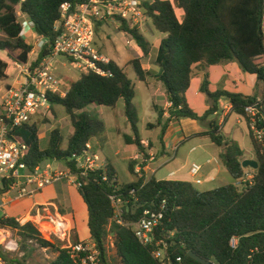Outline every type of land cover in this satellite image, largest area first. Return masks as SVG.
I'll return each instance as SVG.
<instances>
[{
  "label": "trees",
  "instance_id": "16d2710c",
  "mask_svg": "<svg viewBox=\"0 0 264 264\" xmlns=\"http://www.w3.org/2000/svg\"><path fill=\"white\" fill-rule=\"evenodd\" d=\"M84 1L87 0H0V51L14 62L28 63L33 45L21 34L22 23L17 6L34 22L38 34L53 41L57 36L54 28L61 18V6L65 2L75 6ZM143 4L154 27L166 34L158 48L156 62L160 72L155 77L165 86L171 103L168 122L182 117L205 122L210 115L218 112L219 100L227 97L231 101L232 112L243 117L248 125L259 167L253 170L254 184L242 190L234 183L198 190L193 182L187 180L157 179L155 176L147 179L144 169L139 176L134 159L129 162V170L137 179L124 183L119 180L116 167L109 163L108 181L102 179L103 172H90L87 178H82L84 185L78 188L88 207L91 237L104 258L106 238L114 233L122 264H162L153 255L155 247L142 244L131 227L111 222L115 208L110 194L113 188L119 187L120 195L126 201L124 217L128 221L138 220L146 208L159 209L161 202L166 200L165 219L157 230V236L165 237L169 242V264H181L177 257H182L184 263L202 264L191 258L189 251L214 264H264V156L254 140L249 127L251 116L246 111L247 106H256L260 124L264 126V98L221 88L212 92L208 72L201 87L210 98L208 110L198 114L190 107L186 97L196 68L206 71L210 66L224 62L238 61L246 73L255 74L264 81V0H145ZM176 8L183 11L182 20ZM120 29L136 41L141 58L150 55V42L139 28L130 27L124 22L120 24ZM141 58L129 61V65L133 66L139 80L146 81L149 72ZM103 66L112 72L111 76L92 71L83 73L72 82L65 96L50 94L52 112L56 105L63 106L73 126V134L65 148L60 127L50 131L45 148L41 147L36 123L18 129V134L28 145L23 161L30 169L33 170L46 159H54L64 160L75 170L73 155L87 150L91 140L102 135L106 127L103 120L84 109L93 103L114 108L121 99L124 100V113L132 129L131 135H124L125 141L136 145L146 159L150 157L140 135V116L134 102L136 89L132 79L126 68L114 60ZM8 68V61L0 57V79L8 77ZM168 122L162 127V135ZM155 126L157 124L148 125L149 128ZM194 136H208L215 144L225 146L220 156L229 173L235 179L246 176L247 168L242 166L245 160L243 149L237 142L221 135L218 119L209 122L208 131ZM147 162L141 163L143 168ZM11 185L12 181L3 179L0 182V196L10 191ZM0 226L16 229L22 241L34 242L57 252L49 264H75L69 249L61 241H57L56 245L53 240L46 239L34 222L22 224L14 217L2 216ZM171 231L175 232L173 237H169ZM233 236L239 238L236 248L230 244ZM0 258L12 264H25L18 259H7L1 251Z\"/></svg>",
  "mask_w": 264,
  "mask_h": 264
},
{
  "label": "built area",
  "instance_id": "2783aa9c",
  "mask_svg": "<svg viewBox=\"0 0 264 264\" xmlns=\"http://www.w3.org/2000/svg\"><path fill=\"white\" fill-rule=\"evenodd\" d=\"M143 1L145 0H87L77 5L65 2L61 6V18L55 23L54 31L57 36L53 41L45 35L37 33L34 22L28 17H21V34L26 38L32 37L33 45L28 63H17L21 69V82L7 89L3 97V111L0 113V182L3 179L12 181L11 190L17 192L18 198L34 196L43 187L67 180L77 188L84 185L82 178H87L90 172H103L102 179L108 181L109 162L101 152L92 150L91 146L81 154H74L75 170L67 165L66 170H53L41 165L33 170L23 161V156L28 150L25 140L18 134V129L26 124H32L36 116H48L52 113L50 94L66 95L60 77L54 69V59L58 56H66L70 61L78 65L83 73L90 71L103 76H111L112 72L103 65L112 59L103 53L97 46L96 35L98 24L115 21L119 25L126 22L130 27L142 29L148 17ZM20 15V13H18ZM26 38V39H27ZM128 44L132 40H128ZM247 113L251 116L250 130L254 140L260 146V153L264 156V126L260 124L258 109L256 106H247ZM20 138L21 140H17ZM154 155L146 159L142 154L137 156L140 163L136 166L139 176L144 169L141 165L144 161H152ZM202 165L195 162L191 166L190 173L193 182H203L200 174ZM247 185L255 182L254 172H248L241 178ZM240 179V180H241ZM134 192V191H132ZM110 199L115 208V215L111 222L131 227L139 241L147 246H154L153 255L162 264H169L171 256L168 253L169 242L165 237L157 236V230L163 225L166 200H163L159 209L146 208L136 221L125 219L126 201L120 195V188H113ZM47 211V208L37 207L35 213L29 218ZM43 215V214H42ZM52 225L50 235L56 237L69 249V254L75 264H111L104 258L101 249L93 240H80L69 243L71 223L60 214L48 217ZM25 224V218L18 220ZM173 231L169 237L174 236ZM239 238L233 236L230 244L236 248ZM18 243L9 247L16 250ZM177 261L184 263L182 257Z\"/></svg>",
  "mask_w": 264,
  "mask_h": 264
},
{
  "label": "rangeland",
  "instance_id": "374dc122",
  "mask_svg": "<svg viewBox=\"0 0 264 264\" xmlns=\"http://www.w3.org/2000/svg\"><path fill=\"white\" fill-rule=\"evenodd\" d=\"M147 1V0H146ZM153 1V0H149ZM178 10V17L180 20L183 19L184 13L182 10ZM21 19V17H19ZM145 25L142 29H139L141 33L149 40L151 45V53L146 58H141L142 53L137 46L136 41L133 37L122 31L120 29V25L115 21H108L106 23H102L97 27V35H96V43L98 48L105 54H107L112 60L118 61L122 65L126 63V70L132 79L135 89H136V97H135V105L139 110L140 116V131L141 134L145 137H151L156 141V146L159 147V140L162 137V126L156 129H148L146 127V123L148 120L156 122L158 118V114H151L148 111V93L146 91V87L144 83L138 79L137 74L132 65H129V61H132L136 58H141L142 61H147L150 63L156 61L159 44L161 42V36L164 37L165 34L158 31L149 16L145 21ZM0 34L2 32L0 31ZM29 41H33L32 37H28ZM128 40H132L131 44H128ZM54 69L57 75L60 77L65 88H68L72 82L78 79L82 75V71L78 68V65L70 61L66 56H58L54 59ZM18 70L15 66L11 65L9 68L10 76L7 79H0V95L3 94L6 89V83L8 81H12L13 78L18 76ZM147 70V69H146ZM149 75L155 74L154 69L147 70ZM203 83V82H202ZM200 87L197 88V83L194 82L192 84V88L189 92V100L197 108H194L190 105V107L196 111L198 114H203L206 110H208L210 106V98L209 96L202 91L200 92ZM188 93V92H187ZM186 93V97H188ZM188 100V99H187ZM207 104V105H206ZM104 105H99L97 103H93L87 106L84 111L89 114L96 116L105 122V132L97 136L96 139L100 142L96 144L94 142V138L91 140V148L92 150L103 152V150L107 151V154L111 152V154H115L117 151L119 153L126 150L125 148V138L124 135L128 133L125 130V127H130L129 122L125 115H118L116 119H113L114 125L111 126V121L109 119V115L105 112ZM55 110L58 116H56L55 112H52L48 116L42 117V122H39V130H40V140L41 146L44 147L47 144L48 140V128L50 127H61L64 134L63 146H66L68 143V139L72 136L73 127L70 120L69 114L66 112L65 108L61 105H56ZM112 111L114 114H117L119 108L112 107ZM40 116V115H39ZM39 120L41 118H38ZM213 119H218L216 115L209 116V122ZM163 125L165 124L164 118H162ZM43 123V124H42ZM200 124L204 125L206 122H200ZM207 125H209L207 123ZM221 135L225 136L229 140H233L237 142L241 148H243L244 159H253L257 160L256 151L253 146L251 137L249 135V129L247 123L244 119H239V116L235 113L230 114L227 117V122L223 125L221 130ZM236 140L234 139V137ZM208 140L203 138H196L191 142L185 141L180 143L182 146L180 150V154H183V151H189L192 147L196 146L198 151L195 152L191 159H195L197 163L203 164L206 160V157H211L213 150L209 146L204 145ZM109 142V147L107 148L105 145ZM203 154V157L196 156V154ZM140 161V160H139ZM46 167H52L53 170H66V162L64 160H54V159H46L45 161ZM130 162V161H129ZM129 162L126 160L119 161V176L120 179L128 182L134 178V175L129 170ZM216 164H205L203 165V169L201 174L203 175V184H196V188L198 190H206L212 189L219 186H223L229 183H234L238 185L239 189H244L246 187V182L244 180L235 179L228 170H224V172L217 173V169L214 167ZM254 169L251 167L247 168V172H254ZM210 174V175H208ZM212 175H216V180L212 181L210 178ZM158 177H164L165 172L162 171L158 173ZM70 183L67 180H64ZM72 188H68L60 195H57V192L53 193V198L56 206L59 208V211L65 214L68 218H71L72 225L69 236V243L74 242L78 239L76 237L79 232L87 239L88 237V208L86 203L82 200V197L76 188V186L70 183ZM12 194V193H11ZM50 227V226H49ZM40 229V228H39ZM41 231V230H40ZM42 234L46 239H51L58 245V240L56 237L49 234V232H43ZM9 240L16 241L18 243V247L16 250H10L7 247V243ZM0 251L7 257V259H18L23 261L25 264H49L56 256L57 252L42 248L38 244L34 242H25L22 241L21 237L18 235V232L14 228L10 227H2L0 226ZM106 258L109 260L111 264H122L120 257L117 254V249L115 246V235L111 233L106 238ZM0 264H12L9 261H5L0 258ZM20 264V263H14Z\"/></svg>",
  "mask_w": 264,
  "mask_h": 264
},
{
  "label": "crops",
  "instance_id": "0c3cea01",
  "mask_svg": "<svg viewBox=\"0 0 264 264\" xmlns=\"http://www.w3.org/2000/svg\"><path fill=\"white\" fill-rule=\"evenodd\" d=\"M172 2L174 0H171ZM18 13H20L19 17H27L20 11V6H17ZM179 8H176V12L178 13ZM178 15V14H177ZM166 36V34H165ZM164 36V37H165ZM161 36V40L164 38ZM27 38V37H26ZM29 41V39L27 38ZM32 42V41H29ZM160 45V44H159ZM0 57L3 58L4 60L8 61L9 63V68L11 65L15 66L16 69L18 70V76L13 78L12 81H8L6 83V89L4 90L3 94L0 95V113L3 111V97L6 95V91L8 88L14 85H18L21 82V69L18 66V64L12 60H10L5 53L0 51ZM121 67H125V65H122L118 61H116ZM143 66L147 70L154 69L156 73L160 72V66L157 64L156 61L147 63V61H142ZM9 68L7 71L8 77L10 76ZM126 68V67H125ZM208 72L209 75V89L212 92L217 91L218 89H226L232 92H238V93H243L245 95H250V96H257L258 99L264 98V81L259 79L257 75L255 74H249L246 73L240 63L238 61H229V62H224L216 65L210 66L206 71L200 70L198 68L195 69V75L191 81V85L189 90L187 91V95L189 94L192 84L194 82L197 83V88L200 87L202 84L205 73ZM155 73V74H156ZM83 74V73H82ZM155 74L149 75L147 77L146 81H142L144 83V86L146 87V91L148 93V111H150L151 114L155 115L158 114V118L156 119V122L148 120L146 123V127L148 129H156L157 127L160 128L161 126L163 127V122L162 118L166 122H168L170 113L168 111L169 107L171 106V103L169 102L167 95H166V89L163 83L155 77ZM81 77V76H80ZM79 77V78H80ZM6 78V79H7ZM78 78V79H79ZM76 79V80H78ZM74 80V81H76ZM73 81V82H74ZM64 86V85H63ZM65 88V86H64ZM69 88V87H68ZM68 88H65L66 90ZM201 92V88H200ZM190 105L194 108V110H197L195 106L191 103L189 100V95L187 97ZM207 105V104H206ZM105 112L107 115H109V119L111 121V126L114 125L113 119H116L118 115H125L124 113V100L121 99L119 100L117 104V108H119V111L117 114H114L112 111V107L110 106H105ZM207 107H209L207 105ZM54 112L56 113V110L54 108ZM232 104L229 98L223 97L219 100V110L215 114L218 117L219 124H221V130L223 125L227 122V117L232 114ZM140 114V113H139ZM236 114V113H235ZM238 115V114H237ZM239 119H244L240 115ZM159 117L161 122L159 123ZM38 118H41L40 120ZM42 122V117L41 116H36L33 120V123H36L38 127V123ZM206 124L205 126L200 124L199 121L194 120L189 117H182L180 119L173 118L168 122L166 132L162 135V137L159 140L160 146H156V141L153 140L151 137H145L141 134L142 137V142L144 143L145 147L148 148V152L151 155L155 156V159L152 161H148L146 166L144 167V174L147 179H149L151 176H155L157 179H174V180H187V181H192L193 177L190 173L191 166L193 163L196 162L195 159H191L193 157L192 154L198 151V148L196 146L192 147L189 151L186 150L183 151V154H180V150L182 146H180V143H183L185 141L191 142L192 140L196 138H203L205 140H208L204 145L209 146L212 148L213 153L211 157H206L205 161L203 164L199 163L202 165L205 164H212L215 163L216 165L214 166L217 169V174L224 172V170H227L225 167L220 154L224 151L225 146H219L215 144L208 136H194L197 133L200 132H205L209 130V120L205 121ZM246 122V121H245ZM152 124H157V126L153 128H149L148 125ZM43 124V123H42ZM164 124V125H165ZM248 126V125H247ZM73 127V126H72ZM54 128V127H53ZM52 127L48 128V140L47 144L49 142V134L50 131L53 129ZM61 128V127H60ZM62 129V128H61ZM140 129V126H139ZM249 129V128H248ZM125 130L128 132L126 134H132V129L131 126L125 127ZM73 134V133H72ZM250 135V133H249ZM40 130H39V138H40ZM97 137V136H96ZM94 137V142L96 144H99L100 142L98 139ZM234 139L236 140L235 136H233ZM253 143V142H252ZM41 144V140H40ZM46 146L42 147L45 148ZM67 146V145H66ZM66 146H63L64 148ZM91 146V144H90ZM107 148L109 147V142L106 143L105 145ZM254 146V145H253ZM125 148L123 152L119 153L118 151L115 154H111L109 152L107 154V151L103 150L102 155L107 159L109 163H112L117 170L119 180L124 183H130L133 182L137 179V177L134 175V178L128 182H125L120 179L119 176V161L121 160H126L130 161L131 159H134L137 161V164L140 163L139 160H137V156L141 155L139 148L134 145V144H127L125 143ZM243 149V148H242ZM196 156L203 157V154H196ZM43 166H45V162L42 163ZM137 166V165H136ZM52 168V167H50ZM162 171L165 172L164 177H158V173H161ZM202 172V171H201ZM229 172V171H228ZM210 175V174H208ZM216 175L211 176V180L214 181L216 180ZM202 180H203V175L200 174ZM204 183V180L201 184ZM73 185L66 181H60L57 182L53 185H48L43 187L40 191H38L34 196L31 197H21L18 198L17 192L16 191H9L8 193L0 196V217L6 216V217H14L17 220H20L22 218H25L27 221H32L35 223V225L40 228L41 231L44 232V227L46 226H51L50 220L48 217L50 215L54 214H60L61 216L65 217L72 225L71 218H68L65 214L61 213L59 211V208L56 206L54 199L53 198V193L57 192V195L62 194L67 187L72 188ZM77 188V187H76ZM78 189V188H77ZM213 189V188H212ZM209 190V189H206ZM12 193V194H11ZM81 195V194H80ZM82 197V195H81ZM82 200L84 201L83 197ZM85 202V201H84ZM87 205V204H86ZM37 207L39 208H47V211L40 213L34 217V219H30L29 216L31 213H35ZM88 208V207H87ZM43 214V215H42ZM89 228V227H88ZM52 229V228H51ZM45 231L46 233L49 232L50 230ZM78 237L79 240H90L92 239L90 231H88V237L87 239H84V237L79 234L76 236ZM14 242L13 240H9L7 245L10 242Z\"/></svg>",
  "mask_w": 264,
  "mask_h": 264
},
{
  "label": "water",
  "instance_id": "95a60500",
  "mask_svg": "<svg viewBox=\"0 0 264 264\" xmlns=\"http://www.w3.org/2000/svg\"><path fill=\"white\" fill-rule=\"evenodd\" d=\"M242 166L244 168H248L251 167L253 169H258L259 167V162L257 160H253V159H245L242 162ZM188 255L193 258L194 260L202 263V264H214L212 261L210 260H206L204 258H202L201 256L197 255L195 252L193 251H189Z\"/></svg>",
  "mask_w": 264,
  "mask_h": 264
},
{
  "label": "bare ground",
  "instance_id": "6f19581e",
  "mask_svg": "<svg viewBox=\"0 0 264 264\" xmlns=\"http://www.w3.org/2000/svg\"><path fill=\"white\" fill-rule=\"evenodd\" d=\"M52 227L50 226H46V227H44V231H47V230H49V229H51ZM14 245V242H10L8 245H7V247H11V246H13Z\"/></svg>",
  "mask_w": 264,
  "mask_h": 264
}]
</instances>
